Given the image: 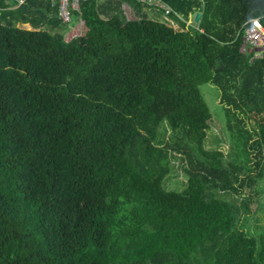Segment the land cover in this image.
<instances>
[{"label":"trees","instance_id":"trees-1","mask_svg":"<svg viewBox=\"0 0 264 264\" xmlns=\"http://www.w3.org/2000/svg\"><path fill=\"white\" fill-rule=\"evenodd\" d=\"M163 1L168 18L89 0L64 24L51 2L0 0V264H264L239 226L249 196L233 200L264 178V49L245 45L264 0ZM202 83L229 154L204 146ZM176 156L182 191L164 183Z\"/></svg>","mask_w":264,"mask_h":264},{"label":"rangeland","instance_id":"rangeland-1","mask_svg":"<svg viewBox=\"0 0 264 264\" xmlns=\"http://www.w3.org/2000/svg\"><path fill=\"white\" fill-rule=\"evenodd\" d=\"M126 16L134 18L133 12L126 11ZM74 26L73 30L67 34V40H71L74 37L81 36L85 31L84 24ZM27 27V25H25ZM56 38H52V42L55 43ZM262 51V50H260ZM205 102L207 103L211 113L212 121L210 122V128L208 130V137L204 141V146L208 149H221L226 154H229L232 147V135L227 128L228 114L224 105L220 104L219 90L207 83H202L199 86ZM172 134H169V138ZM176 156L171 158L173 170L165 179V186L170 190L182 191L186 187L187 177L183 169L187 165L186 158ZM257 188L245 186L241 194H233L234 202L240 207L241 211H244L243 202L248 198L250 204H248L247 216L241 213L239 217V226L244 228L252 237L259 238L264 235V178L257 184ZM228 198H232V195H225ZM244 207V208H243Z\"/></svg>","mask_w":264,"mask_h":264},{"label":"built area","instance_id":"built-area-1","mask_svg":"<svg viewBox=\"0 0 264 264\" xmlns=\"http://www.w3.org/2000/svg\"><path fill=\"white\" fill-rule=\"evenodd\" d=\"M26 0H16V6H20L25 3ZM51 2L52 5H57L59 8L60 19L64 24H70L73 20V13L81 11V4L89 0H44ZM145 8L146 11L153 9L163 12L168 18L175 14L168 3L166 4L163 0H133ZM1 10V7H0ZM193 22V17L190 19L188 24ZM85 24L83 20H80L79 25ZM250 26L247 27L245 33V45H251L253 48L264 49V26L260 19L255 18L249 22Z\"/></svg>","mask_w":264,"mask_h":264},{"label":"water","instance_id":"water-1","mask_svg":"<svg viewBox=\"0 0 264 264\" xmlns=\"http://www.w3.org/2000/svg\"><path fill=\"white\" fill-rule=\"evenodd\" d=\"M201 16H202V14H201L200 12H198V13L195 15V17H194L193 22H194L195 24L199 23V21H200V19H201Z\"/></svg>","mask_w":264,"mask_h":264},{"label":"crops","instance_id":"crops-1","mask_svg":"<svg viewBox=\"0 0 264 264\" xmlns=\"http://www.w3.org/2000/svg\"><path fill=\"white\" fill-rule=\"evenodd\" d=\"M128 11L132 12L129 8H126ZM76 26V25H75ZM79 26V25H78Z\"/></svg>","mask_w":264,"mask_h":264}]
</instances>
